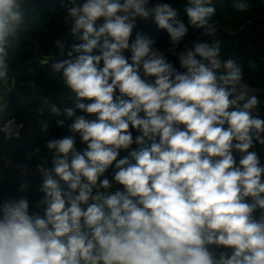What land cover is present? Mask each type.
I'll return each instance as SVG.
<instances>
[{
    "label": "clouds",
    "instance_id": "obj_1",
    "mask_svg": "<svg viewBox=\"0 0 264 264\" xmlns=\"http://www.w3.org/2000/svg\"><path fill=\"white\" fill-rule=\"evenodd\" d=\"M60 2L80 43L51 69L62 72L78 102L64 111L70 122L57 121L70 134L45 142L51 167L47 160L36 166L44 194L36 207L44 215L30 214L24 197L0 202V264H264V166L250 151L264 145V119L253 115L260 101L243 83L241 65L222 59L212 0H187L188 24L207 39L182 51L189 27L168 3ZM233 7L244 12L248 4L233 0ZM28 15L25 0H0L5 96L14 90L11 63L30 28ZM137 18L166 30L168 51L183 71L147 36L131 40ZM141 68L152 79H142ZM130 129L140 134L133 138ZM77 135L86 144L82 152ZM133 144L142 146L130 152L135 162L117 161ZM233 150L242 154L238 165ZM114 161L113 180H101ZM113 181L124 191H111ZM211 245L231 254L217 256Z\"/></svg>",
    "mask_w": 264,
    "mask_h": 264
},
{
    "label": "trees",
    "instance_id": "obj_2",
    "mask_svg": "<svg viewBox=\"0 0 264 264\" xmlns=\"http://www.w3.org/2000/svg\"><path fill=\"white\" fill-rule=\"evenodd\" d=\"M25 2L29 7L27 22L30 28L16 53L15 60L11 63L10 84L13 83L14 90L0 104V106L7 105L6 110L0 113V202L24 197L29 202L30 214L39 212L43 216V210L36 207V203L44 195L40 190L42 177L36 171V166L47 160L46 166L51 167V153L45 148V142L70 134L67 127H59L57 121L70 122L66 120L64 111L66 108H75L78 102L65 85L62 72L53 73L51 64L67 59V52L80 41L71 34L72 21L65 23L64 17L67 13L61 7L60 0H25ZM158 2L170 4L177 10L178 19L189 27L188 36L177 51H182L186 44H191L193 41L207 39L201 36L202 30L194 29L188 24L185 13L187 0H150V6ZM246 3L248 9L240 12L233 7V0H212L216 9L212 20L217 22L218 38L223 41L222 59H235L242 67L243 83L250 89L262 90L258 95L260 103L253 115L264 119V0H246ZM101 23L102 21H98V25ZM137 33L152 39L153 46L165 51L168 60L178 70L183 71L180 69L178 58L168 51L171 48L168 33L159 29L152 18H137L131 40L135 39ZM57 41L64 46L63 54L56 46ZM124 55L131 62V52L126 51ZM47 57L50 59L45 63ZM140 75L142 79H152L145 76L142 68ZM116 97L130 99L121 96L119 90H116ZM51 105L59 109V115L51 112ZM9 120L19 126V131L17 136L6 138L2 128ZM45 124L48 126L46 133L43 131ZM180 127L183 128V125ZM130 130L133 138L140 134L135 129ZM150 143L149 141L144 146H150ZM37 147L40 148V152L34 154ZM140 147L142 146L133 144L128 150H120L117 161L127 157L134 163L130 152L138 151ZM76 148L80 152L86 149V144L78 135ZM250 151L257 153L261 166H264V145L256 143ZM233 156L238 165L240 160L238 151L233 150ZM117 161L109 166L101 180L105 177L110 181L113 180ZM22 165L27 167L26 173ZM25 183L27 188L22 190L21 185ZM116 190L124 191L123 186L113 181L111 191ZM248 202L251 203V198H248ZM260 215L261 210L258 209L254 216L259 218ZM209 247L217 256L221 252L231 254L230 249L215 245Z\"/></svg>",
    "mask_w": 264,
    "mask_h": 264
},
{
    "label": "built area",
    "instance_id": "obj_3",
    "mask_svg": "<svg viewBox=\"0 0 264 264\" xmlns=\"http://www.w3.org/2000/svg\"><path fill=\"white\" fill-rule=\"evenodd\" d=\"M10 86L13 87V83L10 84ZM257 93V92H256ZM7 96H5L3 94V92H0V104L3 103V100L6 98ZM6 125L7 123L5 124V126L2 128V131L5 133V135H7V131H6ZM19 131V126H17L14 122H12V124L10 125V135L9 136H6V138L10 137L11 135L13 136H17V133Z\"/></svg>",
    "mask_w": 264,
    "mask_h": 264
},
{
    "label": "water",
    "instance_id": "obj_4",
    "mask_svg": "<svg viewBox=\"0 0 264 264\" xmlns=\"http://www.w3.org/2000/svg\"><path fill=\"white\" fill-rule=\"evenodd\" d=\"M256 90V92L257 93H260V92H262V90H260V89H255ZM10 137H14L13 135H11ZM241 156H242V154L241 153H239V158H241Z\"/></svg>",
    "mask_w": 264,
    "mask_h": 264
},
{
    "label": "rangeland",
    "instance_id": "obj_5",
    "mask_svg": "<svg viewBox=\"0 0 264 264\" xmlns=\"http://www.w3.org/2000/svg\"><path fill=\"white\" fill-rule=\"evenodd\" d=\"M261 93H262V92H260V93H256V92H255V94H256L257 96H258L259 94H261ZM14 137H15V136H14ZM238 153H239V152H238Z\"/></svg>",
    "mask_w": 264,
    "mask_h": 264
}]
</instances>
